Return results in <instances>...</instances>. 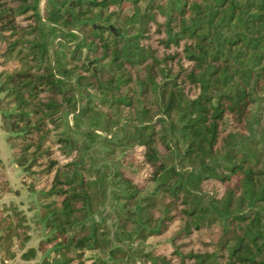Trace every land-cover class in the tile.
Here are the masks:
<instances>
[{
    "label": "trees",
    "instance_id": "1",
    "mask_svg": "<svg viewBox=\"0 0 264 264\" xmlns=\"http://www.w3.org/2000/svg\"><path fill=\"white\" fill-rule=\"evenodd\" d=\"M38 2L0 0L1 127L41 226L27 246L0 205V264H124L149 236L146 264H264V0Z\"/></svg>",
    "mask_w": 264,
    "mask_h": 264
},
{
    "label": "rangeland",
    "instance_id": "2",
    "mask_svg": "<svg viewBox=\"0 0 264 264\" xmlns=\"http://www.w3.org/2000/svg\"><path fill=\"white\" fill-rule=\"evenodd\" d=\"M38 8H39V11L42 15V19L45 20L44 16H45L46 11H47L46 0H39ZM60 40L61 39L56 37L52 42L53 43L52 47L57 48ZM90 59L91 58H89V59L87 58L88 64H91L90 61H92V60H90ZM99 65H100V63H97V62L93 65L96 68L97 72H99ZM90 72L91 71L88 70V73H90ZM67 116H68V119L70 121V124L72 125V121H73L72 120V117H73L72 113L68 112ZM93 141H94V143H92V146H87V149H88L87 158L89 157V152H91V150H92L93 151L92 153L94 155H96V159H98V160H102L103 158H104V160H107L109 158H114L115 160L113 161V163L121 161V168L124 171V173H126V174H128L134 178L140 179L139 182L142 183L141 180L143 177H145L146 169H144L145 167H142V166L138 167L137 166L138 160L136 159V157L138 154L137 155L136 154L135 155H127V153H122L121 150L117 149V150H115V152L113 154H110V155L105 157L103 152H101L102 150L100 151V147L98 145V142H96L95 140H93ZM93 148H95V150H93ZM1 166H2V169H1L2 175L8 179L6 170H8V169L10 170L11 166H15L14 160L12 163H6V165L4 163H2ZM12 173H13V171H12ZM3 176L1 178L2 180L4 179ZM143 180H144V178H143ZM22 188L25 189V190H23L22 195H17V197H19L21 199V201L18 198H12V199L10 198V199H8V204H6V205L15 204L24 213L28 223L31 226V232H32L31 238L27 242V246H30V245L36 246L38 239L40 237L38 235V233H39L38 230L41 227L40 225H38V223L35 222L36 221L35 217H36V215H38V211H35L37 209H36V207L35 208L33 207V200L36 198V194H35V192L27 190V188L25 186H22ZM205 189L213 192V191H215V189H218V190L222 189V186L216 181H209V182H206ZM106 199H107V201H109V196H107ZM2 205H4V204H2ZM111 221H112V219L109 220V222H111ZM153 239L154 238L152 236H149L147 238V240H140V239L133 240L132 243L130 244L131 246L129 247L130 252L127 255L128 257L125 258V260H123L124 264H146V262H144L143 258L140 256V253H141V250L148 249V247L153 243ZM41 255H42V252L40 250H38L36 257L33 259V262L35 260H39ZM19 256H20V251L17 252V256L15 257V260L20 261Z\"/></svg>",
    "mask_w": 264,
    "mask_h": 264
},
{
    "label": "crops",
    "instance_id": "3",
    "mask_svg": "<svg viewBox=\"0 0 264 264\" xmlns=\"http://www.w3.org/2000/svg\"><path fill=\"white\" fill-rule=\"evenodd\" d=\"M0 158L2 162L6 165V163H12L13 158L11 156V146L6 139V131L1 127V116H0ZM7 171L8 180L13 189H18L17 191H7L0 195V205L8 204V199L18 198L20 201L21 199L17 197V195H22L23 189L22 184L20 182V174H21V167L15 164V166H11L10 170ZM13 171V173H12ZM21 185V186H20Z\"/></svg>",
    "mask_w": 264,
    "mask_h": 264
}]
</instances>
